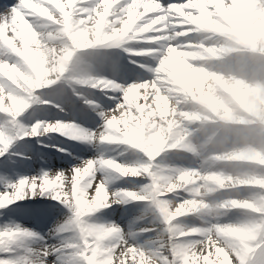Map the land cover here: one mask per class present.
<instances>
[{"label": "snow or ice", "instance_id": "6c2138e0", "mask_svg": "<svg viewBox=\"0 0 264 264\" xmlns=\"http://www.w3.org/2000/svg\"><path fill=\"white\" fill-rule=\"evenodd\" d=\"M0 8V157L18 140L50 133L125 146L71 168L0 178V216L13 205L36 220L56 216L46 233L11 218L0 224V264H264V0H17ZM120 53L149 78L121 83L89 63ZM111 70L115 77L121 68ZM58 84L96 113V128L21 120L34 104H50L42 93ZM129 150L139 156L131 163L119 158ZM167 153H188L195 164L170 163ZM120 180L130 186L112 187ZM129 204L143 205L131 218L144 226L104 218L106 209L129 213Z\"/></svg>", "mask_w": 264, "mask_h": 264}, {"label": "rangeland", "instance_id": "374dc122", "mask_svg": "<svg viewBox=\"0 0 264 264\" xmlns=\"http://www.w3.org/2000/svg\"><path fill=\"white\" fill-rule=\"evenodd\" d=\"M93 66V65H92ZM129 75V74H128ZM130 76V75H129ZM99 92V91H98ZM99 94L105 96L103 93L99 92ZM43 98L51 101L50 104L42 105V104H34L30 109H28L24 115L21 117V120L25 124H32L37 119L40 120H61V121H71L75 123H79L76 121L73 116H81L86 118H94L97 121V126L100 123L99 117L96 115L94 111L88 106H84L86 108L87 113L84 110H80L77 107V104L74 102H79V99L76 95H73L71 89L67 88L64 85H55L49 89H45L42 93ZM108 95H113L109 93ZM96 100L95 98H92ZM108 99V98H107ZM109 100V99H108ZM73 101V102H72ZM97 101V100H96ZM99 102V101H97ZM103 105V103L99 102ZM55 105H59L56 107ZM62 106H66L67 111H59ZM104 106V105H103ZM105 107V106H104ZM106 108V107H105ZM54 114L56 117H54ZM67 114V115H66ZM73 115V116H72ZM37 141H40L38 143ZM69 141L71 143H69ZM79 143V144H77ZM82 145V146H81ZM78 148V151L76 147ZM125 146H111V148H115V151H112L110 148H95L89 146L85 143H80L72 139H68L67 137L50 133L47 136L36 137V138H27L25 140H18L14 142L12 147L9 149L8 154L3 157H0V178L7 177L12 180H15L20 175H34L42 168H71L73 164H78L81 159H87L93 156L98 155L101 151H106L108 155H117L118 152L124 150ZM66 149V152L58 151L57 149ZM89 150L88 151H80V150ZM79 152V153H78ZM13 153H19L20 155H13ZM22 157H31V159H24ZM181 157L183 159H181ZM124 162L131 163L133 160L138 159V154L134 153L132 150H129L124 156L119 157ZM165 159L170 163L181 164L183 166H194L195 159L188 153H167L165 154ZM136 184L144 183L142 180H136ZM130 186L126 181L120 180L118 183L112 185V187H126ZM44 203L55 205V201H42ZM20 204H31L33 201H20ZM115 207H120L114 205ZM128 209L132 211L129 214L128 219H132V214L137 208H143V205H132L129 204ZM12 212H5L4 216H0V224L1 217H9L18 221L22 219L26 214L23 210H18L15 205L11 206ZM110 210V209H109ZM109 210H105L104 213L112 219H115V214L110 213ZM138 214V213H137ZM104 216V215H103ZM105 219H107L104 216ZM233 219L236 218V214L233 215ZM54 219V217H52ZM189 223H199V221L194 220L193 218H188ZM53 222V221H51ZM41 230L46 229V227L40 228ZM40 230V231H41ZM38 231V230H37ZM140 237V236H139ZM151 237H146L149 239ZM51 258V257H50Z\"/></svg>", "mask_w": 264, "mask_h": 264}, {"label": "bare ground", "instance_id": "6f19581e", "mask_svg": "<svg viewBox=\"0 0 264 264\" xmlns=\"http://www.w3.org/2000/svg\"><path fill=\"white\" fill-rule=\"evenodd\" d=\"M16 2H17V0H7L6 5L7 6H11V5H14ZM109 51H117V50H109ZM122 54L126 56V54H124V53H122ZM107 57H113V56H106V57H103V58L98 59V60L89 61L90 64H94L93 68H94L95 72H97L99 74L102 72V71H100L99 68L102 66V60L106 59ZM132 59H136V60L140 61L141 63L145 62L144 58H140V57H133ZM108 63H109V61L107 62V64ZM128 66L131 67V68H135V70H137L134 73L135 77H132L133 79L135 78L136 80H138V79H147V78H149V74L147 72H145L143 69L139 68L137 65L131 64L128 61ZM111 74H112V70H111ZM116 77L119 78L122 81H127L128 80L126 77H124L120 73H118L116 75ZM115 95H119V94L117 93ZM92 98H95L97 101L103 103V105L106 108L114 107V101L108 100V99H104L102 96H100L98 93H96L95 90H92ZM52 115H54V114H52ZM73 118L76 121H78L79 123L82 121L83 123L87 124L88 127H89L88 129H94V128L97 127V125H96L97 121H95L94 118H86V117L80 118V116H76V115L73 116ZM79 123H76V124H79ZM69 143H71V142L69 141ZM177 155H178V153H177ZM56 208L58 209V206H56ZM121 212H122V210L118 211L115 215L118 216L117 218H120L124 222V223L122 222V224L126 226V224H125V222H126V218H125L126 214L122 215ZM24 215L25 216L22 219H19L18 221L20 223L24 224L26 227H30V228L31 227H35L38 231L41 230L40 228L45 227V226H47L49 228L52 227V223H50L51 222L50 220L40 221V220H36V219L32 218L27 213L24 214ZM8 219H9V217H1V222L3 223L5 220H8ZM11 220L15 221L14 219H11ZM138 223H141L140 226H138V227H141V225L143 226L146 222L145 221H138ZM41 231L44 232V230H41ZM153 235H154L153 233H147V234H144V235L138 237V239H139V241L141 243H143L145 240H147L146 237H152ZM50 259H53V258L51 257Z\"/></svg>", "mask_w": 264, "mask_h": 264}, {"label": "clouds", "instance_id": "9594fccd", "mask_svg": "<svg viewBox=\"0 0 264 264\" xmlns=\"http://www.w3.org/2000/svg\"><path fill=\"white\" fill-rule=\"evenodd\" d=\"M235 171H239V169H236Z\"/></svg>", "mask_w": 264, "mask_h": 264}]
</instances>
